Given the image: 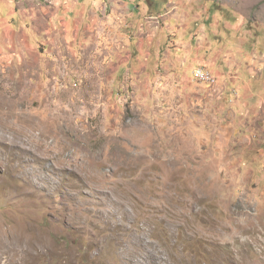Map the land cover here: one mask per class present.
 Listing matches in <instances>:
<instances>
[{"label": "rangeland", "instance_id": "obj_1", "mask_svg": "<svg viewBox=\"0 0 264 264\" xmlns=\"http://www.w3.org/2000/svg\"><path fill=\"white\" fill-rule=\"evenodd\" d=\"M5 1L33 40L0 54V264H264V151L176 130L126 70L132 40L199 34L264 86V0Z\"/></svg>", "mask_w": 264, "mask_h": 264}, {"label": "crops", "instance_id": "obj_2", "mask_svg": "<svg viewBox=\"0 0 264 264\" xmlns=\"http://www.w3.org/2000/svg\"><path fill=\"white\" fill-rule=\"evenodd\" d=\"M2 3L6 4L7 12L4 16L0 15V54L8 44H11V51H16L20 43L33 40L28 27L27 36H19L18 28L12 22V16L16 13L13 3L0 0V5ZM146 40H132L129 43V66L126 70L131 75L137 74L141 91L150 86L157 97L158 106L181 111L187 126L176 130L193 134V129L195 132L204 129L217 144L219 140L224 141L218 146V151H224V148L226 151H241V154L264 151V86L257 85L252 78L233 77L227 80L221 67H226L228 63H224L225 59L214 49L213 43L205 41L199 34L188 36L185 40L183 37L178 39L177 42L184 41L185 45L178 44L175 53L165 58L159 57L162 48L152 49L149 39ZM199 65L213 70L221 81L213 87L194 81L192 72ZM165 92L178 94L177 100H172L171 96L166 98ZM201 124L205 125L203 129L192 128V125ZM241 164L240 160L237 165ZM260 168L264 171V165ZM240 170V167L237 168L238 173H241ZM251 182L261 189L264 187V176L258 173Z\"/></svg>", "mask_w": 264, "mask_h": 264}, {"label": "built area", "instance_id": "obj_3", "mask_svg": "<svg viewBox=\"0 0 264 264\" xmlns=\"http://www.w3.org/2000/svg\"><path fill=\"white\" fill-rule=\"evenodd\" d=\"M195 76H201L202 79L207 78V71L203 70L202 68H198L193 72Z\"/></svg>", "mask_w": 264, "mask_h": 264}, {"label": "bare ground", "instance_id": "obj_4", "mask_svg": "<svg viewBox=\"0 0 264 264\" xmlns=\"http://www.w3.org/2000/svg\"><path fill=\"white\" fill-rule=\"evenodd\" d=\"M211 75H212V73H209L208 71H207V78H205V79H202L201 78V76H196L198 79H200V80H203V81H206V82H209V83H214L215 82V78H211ZM213 76V75H212Z\"/></svg>", "mask_w": 264, "mask_h": 264}]
</instances>
